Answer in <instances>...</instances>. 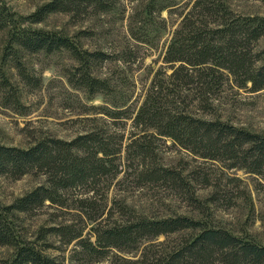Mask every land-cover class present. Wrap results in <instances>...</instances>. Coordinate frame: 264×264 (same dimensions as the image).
Instances as JSON below:
<instances>
[{
	"label": "trees",
	"instance_id": "trees-1",
	"mask_svg": "<svg viewBox=\"0 0 264 264\" xmlns=\"http://www.w3.org/2000/svg\"><path fill=\"white\" fill-rule=\"evenodd\" d=\"M177 2L166 0L170 14L180 8ZM181 2L188 8H183L182 20L166 49V81L155 78L132 117L128 143L124 134L97 128L70 141L47 137L27 149L0 147V175L45 178L44 185L13 204H0V246L14 248L13 257L2 264H67L65 257L51 252H64L72 244L70 264H100L114 250L140 256L134 260L118 257L112 264H264V246L226 229L209 227L203 220L139 215L122 201H114L119 213L114 218L115 207H109L108 192L123 172V153L134 179L186 190V198L198 204L186 177L159 164L155 142L161 139H170L204 160L223 162L229 169L264 176V135L214 115V101L226 84L232 82L253 93L264 90V48L260 47L264 17L238 14L225 0ZM91 7L110 9L106 0H53L28 17H18L0 2V31L9 29L10 55L17 57L18 49L27 53L67 50L80 63L71 83L90 94L108 91L107 82L91 73L92 66L106 55L83 52L68 37L30 26L53 13H81ZM16 62L22 76H27L18 58ZM75 193L76 210L87 223H94L90 235L77 231L70 221L41 229L31 240L20 235L16 214L45 206L72 209L68 203ZM181 232L189 235L170 250L165 244L153 243Z\"/></svg>",
	"mask_w": 264,
	"mask_h": 264
},
{
	"label": "rangeland",
	"instance_id": "rangeland-1",
	"mask_svg": "<svg viewBox=\"0 0 264 264\" xmlns=\"http://www.w3.org/2000/svg\"><path fill=\"white\" fill-rule=\"evenodd\" d=\"M51 1L0 0L18 17H28ZM181 1L177 2L181 3L180 8L170 14L166 0H106L110 8L107 11L91 7L81 13L58 12L30 25L68 37L83 52L106 55L105 60L92 66L91 73L107 82L109 90L95 94L71 83V75L80 66L71 52L27 53L18 49V56L14 57L8 51L9 29L0 31V147L27 149L47 137L70 141L97 128L124 134L125 144L128 143L133 131L132 117L144 103L155 78L166 81L164 57L186 8ZM225 1L238 14L264 17V0ZM260 47L264 48V38ZM16 58L27 76H22ZM214 108L216 118L264 135V90L253 93L230 82L215 99ZM116 112L123 114L110 116ZM155 147L159 164L186 177L198 204L186 198V190L134 179L129 175L123 153V172L108 192L109 207H115L114 201H122L139 215L203 220L209 227L226 229L264 246V176L204 160L170 139L156 140ZM44 184L42 175L28 174L18 179L0 175V204L9 206ZM76 196L77 193L70 195L69 210L45 206L28 214H16L20 235L31 240L41 229L68 221L77 231L84 230L85 235H90L94 223H87L80 216ZM113 212L116 218L119 214L116 207ZM188 235L181 232L160 237L153 243L165 244L166 250H170ZM73 247L74 244L64 247V252L51 253L65 257L70 264ZM13 255L14 248L0 246V264ZM139 256L114 250L100 264H112L118 257L134 260Z\"/></svg>",
	"mask_w": 264,
	"mask_h": 264
}]
</instances>
